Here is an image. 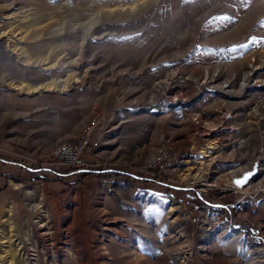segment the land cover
<instances>
[{"label": "rangeland", "instance_id": "rangeland-1", "mask_svg": "<svg viewBox=\"0 0 264 264\" xmlns=\"http://www.w3.org/2000/svg\"><path fill=\"white\" fill-rule=\"evenodd\" d=\"M0 264H264V0H0Z\"/></svg>", "mask_w": 264, "mask_h": 264}, {"label": "built area", "instance_id": "built-area-1", "mask_svg": "<svg viewBox=\"0 0 264 264\" xmlns=\"http://www.w3.org/2000/svg\"><path fill=\"white\" fill-rule=\"evenodd\" d=\"M105 121L106 118L101 116L93 119L85 127L82 132L83 134L77 141L59 143L53 148L51 153L52 164L61 168V172L58 175L67 177L71 175L86 176L98 173L99 170L94 169L87 158L88 156L96 157L99 143L94 140V136L103 127ZM191 155L190 150L178 151L170 146L161 147L156 150L151 161L142 172L143 174H140L143 177L141 176L140 178L155 181L169 179V176H171L169 172L174 170V168L182 167Z\"/></svg>", "mask_w": 264, "mask_h": 264}, {"label": "crops", "instance_id": "crops-1", "mask_svg": "<svg viewBox=\"0 0 264 264\" xmlns=\"http://www.w3.org/2000/svg\"><path fill=\"white\" fill-rule=\"evenodd\" d=\"M106 121H105V123H104V125H103V127L99 130V132H96V135L94 136V140L95 141H97L98 142V140H99V135H100V131H103V129H105V127H106ZM79 137H80V135L77 137V138H75V140L74 141H77L78 139H79ZM215 152V151H214ZM52 153V152H51ZM213 153V152H212ZM88 161L89 162H91V164H92V167L94 168V169H97V166L99 167V163L100 162H98V160L96 159V157L95 156H88ZM13 163V162H12ZM96 165V166H95ZM55 167H57L58 168V170H59V172H61V168L59 167V166H55ZM28 168V167H27ZM27 168H25V169H27ZM99 170V169H98ZM58 172V173H59ZM99 172V171H98ZM58 175V174H57ZM59 177H62V176H60V175H58ZM72 176H75V175H72ZM143 180V179H142Z\"/></svg>", "mask_w": 264, "mask_h": 264}, {"label": "water", "instance_id": "water-1", "mask_svg": "<svg viewBox=\"0 0 264 264\" xmlns=\"http://www.w3.org/2000/svg\"><path fill=\"white\" fill-rule=\"evenodd\" d=\"M246 176H247V180H246V182H244V183H242V184H237V183H236V181L244 180V178H245ZM250 178H251V174L249 175V173H248V175H245V176L242 177V178L236 179L234 182H235V184H236L237 186H243V185H246V184L248 183V181H249Z\"/></svg>", "mask_w": 264, "mask_h": 264}, {"label": "snow or ice", "instance_id": "snow-or-ice-1", "mask_svg": "<svg viewBox=\"0 0 264 264\" xmlns=\"http://www.w3.org/2000/svg\"><path fill=\"white\" fill-rule=\"evenodd\" d=\"M246 180H247V176L244 178V180L236 181V183L237 184H242V183L246 182Z\"/></svg>", "mask_w": 264, "mask_h": 264}, {"label": "bare ground", "instance_id": "bare-ground-1", "mask_svg": "<svg viewBox=\"0 0 264 264\" xmlns=\"http://www.w3.org/2000/svg\"><path fill=\"white\" fill-rule=\"evenodd\" d=\"M211 147H213V148H215V146L213 145V146H211ZM203 154H204V157L203 158H207L208 157V154H207V152H203Z\"/></svg>", "mask_w": 264, "mask_h": 264}]
</instances>
